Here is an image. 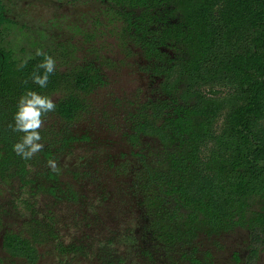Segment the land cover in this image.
Segmentation results:
<instances>
[{
	"label": "rangeland",
	"instance_id": "1",
	"mask_svg": "<svg viewBox=\"0 0 264 264\" xmlns=\"http://www.w3.org/2000/svg\"><path fill=\"white\" fill-rule=\"evenodd\" d=\"M2 1L10 21L3 30L5 46L13 50L17 64L26 63L30 68L29 90L54 104L77 101L80 109L71 121L52 119L49 123L71 137L51 160L55 168L46 162L31 167L24 182L0 180V264H21L3 250L2 235L9 229L18 231L34 215L44 219L54 233L39 247L36 264H103V260L115 264H191L183 251L199 259L208 253L204 264H264L262 245L249 258L246 228L216 236L197 230L176 246L163 243L151 232L153 221L139 193L141 184L135 172L139 167L137 154L150 156L156 143L147 138L131 139L132 113L157 97L159 80L121 23L137 19L140 9L113 3L117 13L105 12L109 0ZM168 16L171 23L179 20L176 15H160L164 21ZM244 36L260 38L263 32L259 29ZM217 50L218 61L210 63L200 84L202 91L210 90L208 94L217 98L222 125L231 108L235 84L218 79L220 54L225 49ZM42 54L54 60L44 87L32 79L33 73L44 72L39 67ZM211 76L216 77L210 82ZM79 77L92 81L89 89L76 86ZM22 96L12 94L18 101ZM218 143L223 146L225 140ZM49 169L54 180L44 175ZM53 183L64 190V196L56 197L47 190Z\"/></svg>",
	"mask_w": 264,
	"mask_h": 264
},
{
	"label": "trees",
	"instance_id": "2",
	"mask_svg": "<svg viewBox=\"0 0 264 264\" xmlns=\"http://www.w3.org/2000/svg\"><path fill=\"white\" fill-rule=\"evenodd\" d=\"M153 2L170 7L178 16L179 27L171 36L166 32L165 38H174L181 44L183 57L155 71L162 78V91L169 99L147 105L133 117L135 132L156 137L166 151L153 165L158 168L146 166L145 170L150 182L159 189L173 190L185 208L201 215L203 223L216 229L231 222L245 191L252 188L255 193L259 191L260 174L264 183V0ZM2 21L0 13V25ZM259 29L263 37L245 38V34L254 35ZM217 48L225 49L220 54L222 70L217 77L222 82L231 80L235 84L231 108L222 125H218L222 116L217 98L208 94L210 90L207 93L199 90L210 63L218 61ZM29 72L26 63L13 62L0 47V180L15 178L24 182L30 167L55 159V153L62 151L71 137L42 124L51 117L71 121L80 109L77 101L54 104L52 111L41 116L38 131L43 147L29 159L17 155L12 146L20 141L23 133L13 131V116L17 97L32 89L27 80ZM214 77H210V82ZM10 79L14 80L8 86ZM78 82L81 88L86 86L83 78ZM14 92L16 98L12 97ZM219 140H225V144L221 146ZM206 147L209 154L204 160L201 151ZM259 161L262 166L258 165ZM48 177L54 178L50 173ZM245 177L250 187L240 183ZM47 190L55 193L53 188L47 187ZM158 198L161 196L156 195L155 199ZM193 220L196 222L198 218ZM261 225L254 222L250 229L254 235L258 227L264 240V222ZM23 231L7 233L3 247L10 255L34 264L37 247L53 231L49 224L40 221L25 224ZM259 236L255 234L254 238ZM103 264L115 262L103 260Z\"/></svg>",
	"mask_w": 264,
	"mask_h": 264
},
{
	"label": "flooded vegetation",
	"instance_id": "3",
	"mask_svg": "<svg viewBox=\"0 0 264 264\" xmlns=\"http://www.w3.org/2000/svg\"><path fill=\"white\" fill-rule=\"evenodd\" d=\"M109 3L110 5H108V7L104 9L105 12L111 11L113 13L114 12L117 13V8L115 6L113 7V3L119 4L120 6L124 4L126 9H128L130 6L140 9L138 12V15L140 13V16L137 19H133L129 24L128 22L124 24L121 20L122 27L126 29L125 35H127V37L131 40V42L140 50L143 57L148 62V65H151V67H149L151 73L159 80L157 97L153 99L151 102L141 106L139 109H137L138 111L132 113L133 133L131 135V139L134 142H136L142 138H147L149 139V141H153L154 143H156V148L154 149V151H152L150 156L139 153L137 154L139 167L135 172V176L138 177V181L141 184L139 188V193L145 198L144 202L147 206V209L153 221L152 223L153 229H151V232H153V234L157 236L158 239H160L163 243L176 246L178 244L177 243L178 241L187 240V237H191L192 235H194V233L197 230H201L206 234V236H214V235L216 236L223 232H227L235 228H240V227L246 228L250 238V242L248 243L249 258L251 256H255L258 252L257 249L258 246L262 245L264 247V240L261 239L263 235L259 230H257L258 227L256 228V233H254V235H253V231L250 229L254 222H258L260 227L262 226L261 225L262 222H264V183H261L262 181L261 177H263V174H260V184L258 185L259 191L255 193L254 190L255 188H252L251 191H245L243 202L239 201L238 205H240V207L233 213L231 217V222L227 224H223L221 227L216 229L212 227H208L205 223H203L201 215H197V214L195 215L193 210H189L190 208L189 209L185 208L181 200L178 199L177 194L173 193V190L170 191L169 188L166 189L165 187H161V189H159V187L154 182L149 181L148 171L145 170V167L152 166L155 169L158 168V166H153V165H155L157 160L160 159L162 153L163 152L166 153V151L156 137L135 132L133 117L136 116L142 110L143 107L147 105H151L154 102H159V101H164L165 99H169V97L165 95L162 91L163 89L161 87L162 78L159 75H157L155 71L161 70L164 67H169L172 64H174L178 59L183 57V53H182L183 47L181 46V44L178 43L174 38H170V37L165 38L166 32H169L171 36V34H173L175 30L179 27L180 22L179 20H176L174 23H171L170 16H168V18L164 21V18L160 17L161 14L164 13L168 15H175V14L172 12L170 7L158 6L155 2H153V0H143L142 2L141 1L131 2L130 0H109ZM0 13L3 18L2 25H0V47L4 51L8 52L9 58L13 62H16L15 59L13 58V50L11 49L9 50L5 46L3 30L6 28V25L10 23V21L5 15V8L2 0H0ZM159 17L161 19L158 22ZM127 26L128 27L131 26L129 31L132 33V34L130 33L131 35L127 33ZM132 35H133V39L131 38ZM164 49H166L167 51H173L174 54L165 52ZM39 58L45 59V56L42 54L41 57ZM155 60L157 64H155L154 66ZM79 78L76 79V86L78 87H80L81 85V83L79 84L78 82ZM88 79L89 78L87 79L84 78L85 81L84 84L86 86L82 89H89L90 83L92 81L90 82L88 81ZM199 90L202 91L201 87L199 88ZM59 101H57V103ZM53 119L54 121L60 120V118L58 117H55ZM51 120L52 117L46 121V123L48 124H46L45 126L51 125L49 124ZM218 125H219V120H218ZM51 127L54 128L53 125ZM55 130L59 131L61 129L58 130L55 129ZM60 152L61 151L55 153L54 157L56 158ZM201 152H202L201 156L205 160L209 154L208 148L207 147L205 149L202 148ZM262 164L263 163L261 161L258 162V165L262 166ZM48 173L52 174L55 178L54 172L49 169L44 173L47 179L54 180V178L48 177ZM262 173H264V170ZM240 183L244 187H246V185L249 186V184H251L249 183V179L246 177ZM59 187L60 186L56 183H53L48 186V188L55 189V193H53V195H55L56 197L57 196L62 197V195L64 196L65 192L61 187L60 188ZM173 189L174 191L176 190V188ZM156 195L161 196V198L155 199ZM255 202H257V208H255ZM193 218H198V221L195 222ZM43 220L44 219L34 215L28 221H26L25 224L33 223V221H40L45 225H47V223L44 222ZM21 228L18 231H12L10 229L6 230L2 235L1 246L3 250L8 254V256L11 257L12 260H19L21 264H29L22 258L14 257L10 255L5 249V247H3V237L6 236L7 233L8 234L20 233L21 231H23L24 227ZM255 234H258V236L260 235L258 239L254 238ZM53 235L54 233L52 232V236ZM50 237L51 236H49L48 239ZM39 247H37V259L39 255ZM60 247L64 249L63 246ZM188 254H185V252L183 251L182 255H187L185 257V260H188L189 263L191 264H204L202 260L205 261L206 258L208 257V253H205L204 259L202 258L199 259L198 257L193 255L188 256ZM36 263L37 262H35L34 264Z\"/></svg>",
	"mask_w": 264,
	"mask_h": 264
},
{
	"label": "clouds",
	"instance_id": "4",
	"mask_svg": "<svg viewBox=\"0 0 264 264\" xmlns=\"http://www.w3.org/2000/svg\"><path fill=\"white\" fill-rule=\"evenodd\" d=\"M39 67L43 68L44 72L42 74L33 73L32 79L34 83L44 87L49 74L53 72L54 60L50 56H46ZM54 107L51 99L34 91H30L20 98L13 116L15 122L13 131L23 133L20 141L12 146L17 155L29 159L43 147L39 143L41 136L38 131L42 124L41 116L52 111ZM49 164L52 168L56 166L54 161H49Z\"/></svg>",
	"mask_w": 264,
	"mask_h": 264
}]
</instances>
